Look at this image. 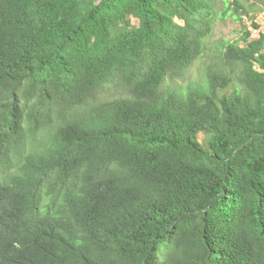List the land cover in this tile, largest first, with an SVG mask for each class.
<instances>
[{
	"label": "trees",
	"instance_id": "16d2710c",
	"mask_svg": "<svg viewBox=\"0 0 264 264\" xmlns=\"http://www.w3.org/2000/svg\"><path fill=\"white\" fill-rule=\"evenodd\" d=\"M225 2L246 30L202 81ZM264 0H0V264H264Z\"/></svg>",
	"mask_w": 264,
	"mask_h": 264
},
{
	"label": "rangeland",
	"instance_id": "374dc122",
	"mask_svg": "<svg viewBox=\"0 0 264 264\" xmlns=\"http://www.w3.org/2000/svg\"><path fill=\"white\" fill-rule=\"evenodd\" d=\"M253 2V0H246ZM219 18L215 22V30L212 36L207 40L209 51L204 55L203 59L199 60L188 72L185 79H181L177 84L181 88L187 90L189 86H195L202 81L207 64L219 54V47L228 41H238L243 36L246 30L252 31V37H257V30L254 28L253 21L249 16H244L243 19H237L232 11H229L225 2L218 4ZM257 20L261 25L264 24V13L259 14Z\"/></svg>",
	"mask_w": 264,
	"mask_h": 264
}]
</instances>
